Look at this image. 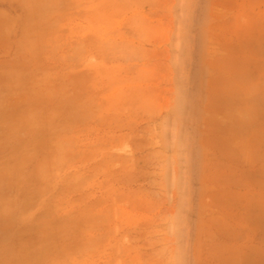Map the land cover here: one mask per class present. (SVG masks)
I'll return each instance as SVG.
<instances>
[{"label":"rangeland","instance_id":"obj_1","mask_svg":"<svg viewBox=\"0 0 264 264\" xmlns=\"http://www.w3.org/2000/svg\"><path fill=\"white\" fill-rule=\"evenodd\" d=\"M257 2L0 4V264H238L261 188L213 165L258 128Z\"/></svg>","mask_w":264,"mask_h":264},{"label":"crops","instance_id":"obj_2","mask_svg":"<svg viewBox=\"0 0 264 264\" xmlns=\"http://www.w3.org/2000/svg\"><path fill=\"white\" fill-rule=\"evenodd\" d=\"M12 1L13 0H0V4H9ZM260 2L262 3L257 2L254 4L253 8L248 9L249 12L252 11L254 13L255 17H258V15L261 17L262 14H264V0H260ZM4 12L5 11L0 8V22L4 16ZM258 27H264V19L260 21ZM262 86L264 87V74L262 75ZM255 109L260 112L259 122H254V125L258 126V128H255L257 132H255L254 129L253 133L250 132L251 123L247 124L250 127H247L246 124L243 126L239 125L241 140L240 142L237 141V147L235 149H230V152L228 151V153H226L223 147L217 146L216 152L218 154L216 153V156L219 160L213 165L216 167L213 168L214 172L221 174L231 172L237 174L238 185L236 187L238 188L239 200L241 204L245 203L249 206L257 200V198L254 199L253 195L258 194L260 191L258 187L261 188V196L259 199L261 202H264V185L259 184V182L262 183L264 181V103H261L259 108L256 105ZM214 124H216L215 133L214 131L211 133L215 136H221L222 140H226L224 131L227 129L228 124L224 121H221V123L215 122ZM225 158L227 160H225ZM225 161L229 162L231 165L230 168L227 167ZM258 174H260L261 177L259 182L257 181ZM223 183L224 182H222L220 187H227V185ZM216 187L219 186L217 185ZM251 210L252 207L249 208V211ZM251 215L250 213H245V220H241V222L238 223L237 230L239 235L237 239L230 238L229 240L230 252L237 253L238 264H264V225L260 227L256 222V216ZM232 224L233 223H231V226ZM231 259L233 258L231 257Z\"/></svg>","mask_w":264,"mask_h":264}]
</instances>
